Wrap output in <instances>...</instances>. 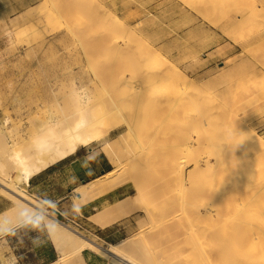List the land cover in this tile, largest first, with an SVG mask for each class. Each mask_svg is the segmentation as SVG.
Instances as JSON below:
<instances>
[{"label": "bare ground", "instance_id": "obj_1", "mask_svg": "<svg viewBox=\"0 0 264 264\" xmlns=\"http://www.w3.org/2000/svg\"><path fill=\"white\" fill-rule=\"evenodd\" d=\"M85 1L87 0H66V5L68 7L71 4L70 6L75 10H80L81 4ZM180 1L189 6V9L177 5H172V8L177 7L179 10L189 11V14L193 16L204 17L223 30L226 27L241 30L242 35L243 33L246 35L243 37V39L246 38L245 42L242 41L244 44L240 41L243 48H249L263 41L261 31L263 29L264 32V0ZM53 2L54 5H58V1ZM103 13L110 14V17H114L117 21L115 25L110 22L114 26L109 24L112 33L108 28L107 34H111V37L108 35L109 37L105 36L106 39H102L103 41L109 39L107 45L110 48L113 47L118 58L124 59L121 61L123 67L118 74L111 78L112 74L109 77L106 73V78L94 69L90 79L96 80V86L89 90L85 88L73 90L64 100L52 106H46L43 117H32L27 129L31 139L24 145L21 144L24 136L20 129L9 126L8 119L0 117V194L10 200V205L5 209L6 220L2 223V228L16 226L37 214L45 216L54 243L59 250V257L51 264H85L82 256V250L85 248L106 257L112 264H149L126 250L137 242L146 246L147 238L144 234L139 232L137 235L128 236L116 243H110L109 248L104 249L69 223L62 224L49 215L44 205L27 193L28 180L32 174L73 154L79 146L100 143L101 150L114 167L105 175L84 182L74 190L73 200L76 208L80 206V202L87 200L94 192L100 190L101 182L106 180L108 175L113 174L114 177H119L127 175L126 172L129 169H132L133 173V169L135 171L138 167L147 168V179L149 180V176L151 178L155 176L157 180L155 182L158 183L157 188L150 184L148 190L153 188L156 191L163 185L164 188L170 189V186L176 184L175 190L179 191L177 203L182 209V215L185 212L183 209L185 195L182 196L181 192L185 184L188 182L191 184L195 200L196 196L198 197L195 194L197 191L202 190L210 196V202H208L210 205L205 211L195 208L194 213H190L191 216L187 215L186 211L185 221L181 220L189 225L191 244L197 247L203 263L214 264L211 263L212 258H210L213 256L221 264H264V136L258 135L256 129L249 127L250 120L247 116L239 119L236 129L237 114H234L236 111L233 109L236 103L237 106L241 103L243 107H246L253 102L246 99L240 100L241 98L236 96L237 93L251 96L255 92L257 98L262 99L264 103V74L260 75L259 69L260 67L264 69V63L260 62L261 60L259 62L257 60L256 63V60L252 58L245 67L243 58V61L238 60V62L235 59L231 63L236 68V74H230V68L224 67L230 62L221 61L219 71L211 75L213 77L210 82L207 83L203 79L205 83L198 81L199 83L196 84L200 75L195 76V71L205 62L202 60V47L197 48L191 42V39L194 40L196 36V34L192 35V30L180 33V36L187 34L186 37L190 39L189 43V39H186L190 44H187L188 47L183 44L184 50L185 48H187L186 51L188 50L187 53L180 52V57L169 59L162 45L167 40L163 32L158 33V37L145 40V36L143 35L144 38L142 36L144 32L141 34L137 28L138 34H128L129 24L123 20L119 21L117 15H113L111 10L99 9L93 18L101 20ZM76 14L79 15L78 12ZM137 15L139 14L135 15L138 18ZM192 22L189 21L188 24ZM193 32L196 33L194 30ZM227 33L228 31L226 35ZM166 34H172V32ZM230 34L232 35L231 32ZM119 39L123 42L122 45L117 44ZM176 41L170 42L172 43L170 49L181 46L179 39ZM185 41L182 43H186ZM127 57H130V60L127 61ZM246 73L247 77L252 78L249 86L239 81ZM225 93L230 95L232 102L226 100L229 96L225 97ZM235 97L239 101L238 99L235 101ZM128 100L132 101V106L128 105ZM115 132L117 134L107 140L108 136ZM254 136L260 138L258 147L252 145ZM124 148L127 150L126 153L130 152V155L122 160L121 150L123 152ZM242 152L245 155V158H242L246 161H238L240 159L236 153L243 155ZM234 155H237L236 161L240 166L232 162ZM161 160L162 164H160ZM143 171L146 170L143 169ZM125 180L120 179L116 185L124 186ZM152 180L154 181L153 178ZM236 182L240 189H249L251 193L246 203L236 206L234 215L229 213L227 216L222 210L230 209L229 203L224 201L223 209L215 203L223 200L227 195L230 196ZM140 187L139 185L136 187L135 194L122 198L113 205L122 211L127 204H134L137 200L142 201L138 207H142L146 217L151 220L152 214L147 203H144L145 199L142 196L144 194H141ZM180 217L183 218L181 215ZM90 218L103 226L115 221L107 217L102 210L97 211ZM205 219L210 222L205 224L206 227L199 229L200 222ZM207 233L212 239L214 238L210 247L213 249L210 250L212 252L206 251L205 247L202 248L200 239H206Z\"/></svg>", "mask_w": 264, "mask_h": 264}, {"label": "rangeland", "instance_id": "obj_2", "mask_svg": "<svg viewBox=\"0 0 264 264\" xmlns=\"http://www.w3.org/2000/svg\"><path fill=\"white\" fill-rule=\"evenodd\" d=\"M53 1L52 0H0V83L1 85H4L5 82L10 80L19 81L20 83H22L25 80L30 79L35 83L37 82L40 83L48 82L49 84L53 83V87L55 89L61 90L63 88L68 89L69 87L70 88L73 87L75 80L78 81L77 83H80L82 79V80H86L87 84L83 86H80V84L78 85L80 86V88H85L89 90L90 88L97 85L95 79L93 78L90 79V76L94 69H95L94 71L100 72V74L103 77L107 76L106 73L109 75V77L112 74L111 78L117 75L120 68L123 67L121 65V61L124 59L123 57L122 60L120 59L121 57L118 58L119 56L114 53L113 47L110 48L109 45H107L109 39H107L106 41L104 40L106 43L102 39V38L106 39V37H109L108 35H110L111 37V34H107L109 33L108 30V28L110 27L109 24L114 26L115 24H117V21H115L116 19H114V17L113 18L112 16L110 17V14L108 15V13L106 14L103 13V15L106 16L101 15V20L95 17L93 18L94 14H96L99 9H106L109 11L111 10V13L113 12L112 13L113 15L115 16L117 15L118 17L117 19L119 21L120 20L126 21L130 26L129 31L127 32L130 35L133 33L138 34L139 32L142 34V32H144L142 36L144 35L145 38L144 36L143 38L145 40L146 39L151 40L150 38L158 37L157 36L158 33L163 32L167 40L164 43H162V45L163 48H165L164 52L169 59H173L174 57H178V56L180 57L181 56L180 54L181 53L183 54V52L187 53L188 50L186 51L187 48H185L184 50L183 44L184 46L185 44L187 45L190 42V39L189 37H186L187 34H185V36H180V33H182L183 31L192 30V35L196 34V36L194 40L191 39V42L197 48L199 46H200L199 48L202 47L203 49L202 60L206 64V65L204 64L205 66L202 65V67L200 66V68L196 69L195 76L200 75V77H198L196 81V84H198L199 82L202 83L210 82V79L213 77L211 75L217 74L216 71L217 70L219 71L221 61L228 60L227 62L233 63L234 62L233 60L235 59H237L235 60L236 62H238V60L239 61L244 60V64L246 65V66L244 65L245 67H247L246 63L250 59L252 60V58L256 60V63L257 60L258 62L261 60L260 62L264 63V47H262V45L264 46L263 29L261 31V40L263 41H259V43L261 42L260 44L257 42L256 45L253 44V46L249 45L250 46V47L248 46L249 48H243L242 43L244 44L246 40V38L243 39V37L246 35H244V33L242 35L241 30L240 31H237L239 29L233 30L232 27H228V28L226 27L225 30H223L219 26L214 25L212 22L210 23V21H208L204 17L201 18V16H197V17L193 16V14L192 15L189 14L190 13L189 11L179 10L177 7L173 9L172 5L175 6L177 5L187 10L189 9V6H186V4L184 5V3L181 2L180 0H96V1L87 0L83 4H81L80 10L76 9L77 11L72 6H70L71 4L68 5L67 7L66 0H63L64 2L62 0H56V2L58 1L57 4L61 1L62 3H64V4L60 3L58 5H54ZM92 2L94 4H92ZM204 4H206V2H204ZM58 10L60 11V13ZM75 11L76 13L78 12L79 15L76 14ZM130 13L132 16L129 15ZM83 14L85 15V17ZM136 14H139L137 15L139 16L138 18L135 16ZM78 16H80V18ZM83 18L86 19L83 20ZM129 19L131 20V22ZM138 20L141 22H139ZM142 21H143V25L146 23L144 26L142 25ZM189 21H193V22L191 24H188ZM110 22H113L114 25L113 23ZM136 28L139 30V32L137 31ZM109 29H110V33H112V29L111 28ZM193 30L196 31V33H194ZM226 31H228L227 35H226ZM171 32L172 34H166ZM230 32L232 33V35L231 34L229 35ZM147 36L148 38H146ZM229 36L233 37L234 39L232 40V38H230ZM175 39L176 40L179 39V44H181V46L179 45L176 48H173L172 50L169 48L172 44L170 42L176 41ZM181 39L182 41H180ZM186 39L187 40L189 39L188 43ZM184 41L186 43H182ZM240 41L241 42L244 41V42L241 43ZM104 44H106L107 46ZM117 44L118 45L123 44L121 39L117 40ZM256 49H258L259 51ZM221 50H222V54H221ZM248 51L249 52L252 51V52L249 54ZM168 53L172 55L170 56V54ZM251 54L253 55L251 56ZM209 55H211V57ZM232 57L235 58L232 59ZM129 58L127 59V61L130 60ZM230 63L224 67H226V69L230 68L229 73L234 74L236 72V68H234L232 63L231 64ZM244 66L243 68H245ZM109 68L111 69L109 70ZM259 69H260V75L264 74L263 67H260ZM244 76L247 77L248 74L246 73ZM244 76H242L239 81L243 82L242 84H244L245 86H249L252 78L250 77L245 78ZM243 77L244 79L247 80H244ZM203 79L205 80V82ZM106 80L108 81V79ZM109 81L111 82L110 79ZM67 91L68 90H66V92ZM226 95L228 94L225 93L224 96L226 97ZM228 96L229 97L226 100L232 102L233 99L230 97V95ZM236 96L238 98H241L240 100L246 99V100H252L253 102L246 107L245 106L243 107L241 103H240L241 106L239 104L237 106V103L236 105L232 103L234 104L233 107L235 106L233 109L234 111H236L234 112V114L235 113L237 114L235 118L237 119L235 120L237 121L235 122V124L237 125L235 126V128L237 129L239 125L240 122L239 119L242 116L245 117L247 116L249 118L248 120H250L248 121L250 125L249 127L256 129L258 135L264 136V107H263L264 103H262L263 100L262 99H261L262 101L259 100V98H257V96L255 95V92L252 93L251 96L249 95L250 97L248 96V94L243 95L242 93H237ZM246 96L247 98H243ZM237 97H235V101L236 99H238ZM127 103L128 105L132 106L131 100H128ZM12 119L16 120L15 118ZM26 124H27L26 120H23V125ZM116 134L117 132L109 135L107 140L113 138ZM258 139L260 138L254 136L252 140V145L254 146L257 145L256 147H258L260 141V140L258 141ZM90 148L96 151L100 150V144L94 143L90 145ZM86 151H87V146L80 148L79 155L82 152H84V155L88 154ZM125 151H127L125 148L123 149L124 153L121 150L123 157L122 160L127 159L130 155V152L126 153ZM236 154L238 155L239 157L238 159L240 160L237 159L236 157L237 155H234V157H232L233 163L236 162L237 164L236 159L238 161L245 160L243 159L245 158L243 152L242 154L244 156L241 155V153H236ZM162 163L163 162L161 160L160 164ZM143 169L146 171H143ZM147 170H148L147 168L138 167L135 171L133 169V173H132V169L127 170L126 172L127 175L124 174V176L114 177L113 174L108 175V178L102 181L104 183L102 184L101 182L100 190L94 192V194L91 195L90 198H88L87 200L80 202V205L86 203L95 196H98L100 194L107 192L110 189L118 187L117 186L118 181L124 178L126 179L125 195H128V197L135 194L137 189L136 187L138 185L139 187L141 186L140 187L142 189L141 194H144L142 196L145 199V200L143 199L144 203L145 202L147 203V207L149 208V211H151L152 214L151 220L146 217L143 208L138 207L139 203H141L142 201L137 200L135 201L134 204H127L123 209L124 211L123 210L120 211L117 208V206L113 204L106 205L101 209L102 212H104V214L107 217H111L115 221L117 219H120L107 229V232L111 233L110 236L106 238L108 242H104L102 239L99 240L95 237V233H96L95 227L91 224L90 220H88V218H86L85 216L81 217L84 223L83 225L84 229L78 228L77 226L72 225L70 223L69 224L73 226V228H75L76 230H79L81 234L94 238L97 242H100L104 245H106V243L118 242L123 238H126L131 235H137L140 232L144 234V236L147 238L146 246H143L140 242H137L127 247L126 250L127 252H130L131 254L138 256L141 260L147 261L149 264L207 263V262L203 263V260L199 256L197 247L193 246L192 245L193 243L191 244V237L189 233L190 229H188L189 225L187 224V222H184L185 221L184 213L188 212L187 215L191 216L190 213L192 212L193 214L195 208L198 209L199 211L201 210L205 211L206 207L210 205L208 204V202H210V196L208 195V193L203 192L202 190H201L202 192L196 190L197 192L195 191L196 193L195 192L194 193L198 195V197L196 196V200H195L194 199L195 196L192 194L193 188L191 187V184L189 182L188 183L186 182L187 184H185L183 190V192L185 193L181 192L182 196L185 195V197H183L184 198L183 209L185 210V212L182 215V209L180 208V205L177 203V201H179L178 200L179 191L175 190L176 184L174 186V184L172 183L173 185L170 186L171 187L170 189L166 187L164 188L163 185L161 189H156V191L153 188H151V190H148L150 189V184H152L151 185L152 187L156 186L157 188L158 183H156L157 182V180H155L156 177L155 176L152 177L154 179L153 181L151 176H149V173H148L149 180L147 179ZM149 181L154 182L156 184L150 183ZM234 184L235 187L232 189L230 196L227 195L225 196L227 197L226 199L224 197L223 200H219L218 202L215 203V205H217L221 209L224 208V201H227L229 203V206L231 208L226 209L229 210L227 211L228 213L226 212V210H222L224 211L225 214H227V216H229V213L230 215L231 214L234 215L236 206L246 203L251 193L249 189H244V188L240 189L238 182ZM146 185H148L149 188ZM149 191L151 192L149 193ZM71 196H73V193L71 194ZM236 203L238 204L235 205ZM73 212L74 211L70 210V214H73ZM180 215L183 216V218L180 217ZM182 219L184 221L181 222ZM205 221H201L203 222L202 224L200 222L201 226L198 225L199 229L201 227H204L205 224H208L210 222L207 221L206 219ZM68 222L69 221H66V223ZM185 223L187 225L183 226ZM205 238L206 239L204 238L200 239L202 241V248L205 247L204 249H206V251L213 250L210 247L211 244L213 243L212 241L214 238L212 239V237L208 233L205 234ZM107 246L109 248V245ZM210 258H212L211 263L221 264L219 263L220 261H218L216 257L213 258V256H210Z\"/></svg>", "mask_w": 264, "mask_h": 264}, {"label": "crops", "instance_id": "obj_3", "mask_svg": "<svg viewBox=\"0 0 264 264\" xmlns=\"http://www.w3.org/2000/svg\"><path fill=\"white\" fill-rule=\"evenodd\" d=\"M77 82L75 80L73 87L61 90L55 89L53 83H35L30 79L22 83L12 80L5 82L4 85L0 83V117H6L9 126L20 129L24 136L21 144L24 145L31 139L27 129L32 117H43L46 106L49 107L64 100L73 90L87 84L86 80L82 79L80 83ZM66 90L68 91L66 92ZM23 120H26V125H23ZM82 147L85 146H79L73 154L32 174L28 180L27 193L41 204L43 203L47 213L62 224L69 221L68 223L72 225L76 223L78 228L84 229L81 217L85 216L95 227V237L108 242L106 238L111 233H108L107 229L120 219L103 226L94 222L90 217L104 206L128 196L125 195L126 184L95 196L76 208L73 196H71L74 190L84 182L105 175L114 167L107 155L101 150V144L100 150H93L89 145L86 151L88 154L84 155L82 152L79 155V150ZM9 205L10 200L0 194L1 264H51L54 262L59 257V250L54 243L45 216L37 214L16 226L2 228V223L6 220L5 209ZM54 209L58 210L60 214L56 213ZM70 210L74 211L73 214H70ZM84 236L102 248L108 249L107 245L110 243L104 245L94 238ZM82 256L85 264H112L106 257L87 248L82 250Z\"/></svg>", "mask_w": 264, "mask_h": 264}, {"label": "built area", "instance_id": "obj_4", "mask_svg": "<svg viewBox=\"0 0 264 264\" xmlns=\"http://www.w3.org/2000/svg\"><path fill=\"white\" fill-rule=\"evenodd\" d=\"M54 211H55L56 213L58 212V213L60 214V212H59L58 210H55V209H54ZM75 225H76L77 227H79L78 224L75 223Z\"/></svg>", "mask_w": 264, "mask_h": 264}, {"label": "snow or ice", "instance_id": "obj_5", "mask_svg": "<svg viewBox=\"0 0 264 264\" xmlns=\"http://www.w3.org/2000/svg\"><path fill=\"white\" fill-rule=\"evenodd\" d=\"M69 191H71V189H69Z\"/></svg>", "mask_w": 264, "mask_h": 264}]
</instances>
